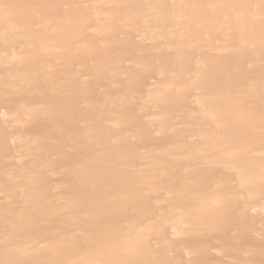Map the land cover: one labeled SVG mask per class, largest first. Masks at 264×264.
Returning a JSON list of instances; mask_svg holds the SVG:
<instances>
[{
	"label": "bare ground",
	"instance_id": "obj_1",
	"mask_svg": "<svg viewBox=\"0 0 264 264\" xmlns=\"http://www.w3.org/2000/svg\"><path fill=\"white\" fill-rule=\"evenodd\" d=\"M0 264H264V0H0Z\"/></svg>",
	"mask_w": 264,
	"mask_h": 264
},
{
	"label": "rangeland",
	"instance_id": "obj_2",
	"mask_svg": "<svg viewBox=\"0 0 264 264\" xmlns=\"http://www.w3.org/2000/svg\"><path fill=\"white\" fill-rule=\"evenodd\" d=\"M101 56L103 57L104 55L101 54ZM106 56H107V55H106ZM106 56H105V57H106ZM146 77H147V79H146V78H145V79H146V81H147V80L151 77V75L148 74ZM101 82H103V79L101 80ZM101 82H100V84H101ZM102 84H103V83H102ZM114 91H116V90H111V91H109V92H110V94H113ZM84 92H85V90H84ZM84 92H83V93H84ZM111 92H113V93H111ZM116 93H117V91H116ZM116 93H114V94H116ZM99 97H100V96H99ZM99 97H98V98H99ZM98 98H97V99L94 98V100L97 101ZM54 101H55V100H54ZM184 104H185V105H184ZM187 105H188V102L185 101L181 106H182V107H184V106L186 107ZM38 128H41V130H39ZM42 128H43V130H46L45 127H39V126L36 127V125H33V127L31 126V129H30V130H31V131L37 130V132L40 133V132L42 131ZM39 131H40V132H39ZM47 131H48V130H47ZM47 131H43L41 134H43V133L45 132V134L47 135ZM48 134H49V133H48ZM46 135L43 134V136H46ZM156 142H157V143H160L159 141H155V142H152L151 144H152L153 146H154L155 144L158 145ZM154 143H155V144H154ZM156 145H155V146H156ZM247 238H248V237H247ZM250 239H251V238H248V241H247V239H246V244H248L249 241L252 243L253 240H252V239L250 240ZM247 242H248V243H247ZM249 244H250V243H249Z\"/></svg>",
	"mask_w": 264,
	"mask_h": 264
}]
</instances>
